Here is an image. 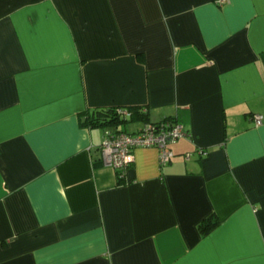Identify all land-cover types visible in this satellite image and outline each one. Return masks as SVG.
Masks as SVG:
<instances>
[{"label": "crops", "instance_id": "crops-1", "mask_svg": "<svg viewBox=\"0 0 264 264\" xmlns=\"http://www.w3.org/2000/svg\"><path fill=\"white\" fill-rule=\"evenodd\" d=\"M135 107L187 136L120 183ZM0 264H264V0H0Z\"/></svg>", "mask_w": 264, "mask_h": 264}, {"label": "built area", "instance_id": "built-area-1", "mask_svg": "<svg viewBox=\"0 0 264 264\" xmlns=\"http://www.w3.org/2000/svg\"><path fill=\"white\" fill-rule=\"evenodd\" d=\"M218 2L223 4L225 0ZM118 113L129 116L128 112L120 109ZM252 119L256 126L263 123V117L260 115H255ZM186 136L187 133L182 125L167 118L158 123H141L135 133L110 132L104 136L100 145L101 164L115 171L125 172L135 163L134 150L154 148L158 154L159 165L165 166L174 158L170 144ZM200 153L205 154L204 151ZM184 158L188 160L190 155L185 154Z\"/></svg>", "mask_w": 264, "mask_h": 264}, {"label": "trees", "instance_id": "trees-1", "mask_svg": "<svg viewBox=\"0 0 264 264\" xmlns=\"http://www.w3.org/2000/svg\"><path fill=\"white\" fill-rule=\"evenodd\" d=\"M123 110L128 112L129 116H123L118 113V110ZM144 108H106V109H95L88 112L84 119L82 120V126H87L88 128H106L113 127L115 132H126L120 129L129 123H148L147 111ZM151 123V122H150ZM107 135V134H106ZM105 135V136H106ZM134 153V152H133ZM95 167L102 166L101 162L95 163ZM127 171V170H126ZM125 172L116 171L118 180L120 183L124 182L126 175ZM218 220L216 218L209 217L199 224V231L202 235L208 234L216 225Z\"/></svg>", "mask_w": 264, "mask_h": 264}]
</instances>
